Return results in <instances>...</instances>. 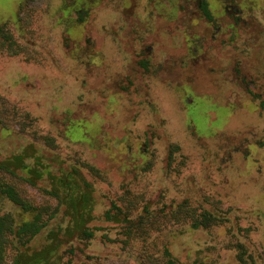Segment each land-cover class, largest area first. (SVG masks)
Segmentation results:
<instances>
[{
	"label": "rangeland",
	"instance_id": "1",
	"mask_svg": "<svg viewBox=\"0 0 264 264\" xmlns=\"http://www.w3.org/2000/svg\"><path fill=\"white\" fill-rule=\"evenodd\" d=\"M16 155L42 174L0 180L33 209L0 191V216L46 226L8 233L2 264L51 232L49 264H264V0H0V162ZM63 170L93 196L70 233L48 193Z\"/></svg>",
	"mask_w": 264,
	"mask_h": 264
},
{
	"label": "trees",
	"instance_id": "2",
	"mask_svg": "<svg viewBox=\"0 0 264 264\" xmlns=\"http://www.w3.org/2000/svg\"><path fill=\"white\" fill-rule=\"evenodd\" d=\"M203 5L204 6L202 8L204 15L208 19H211L212 16L210 14V11L206 7V4ZM11 165H14L16 169L25 170L27 175L29 174L28 176L42 174L36 172L35 169H32L29 165H27L22 155H16L12 159H5L0 162V167L3 169H8L9 167H11ZM9 171L15 173V170L9 169ZM29 181H31V177L29 178ZM84 182L86 185H82V183ZM90 188V184L85 180L81 181L76 176V174L73 173V170H63L59 175H52V186L51 189L48 190V193L58 201L55 209L53 210V215L55 216L59 212L60 207L64 206L65 213L71 216L72 221V224L67 226L66 231L69 233L73 232V229H77L80 223H84L87 219H90L87 218L85 220L77 215V208L79 206L80 208L82 206V214L79 213V215H83V213L84 215H87V217L91 215L90 212L92 209L91 207L93 196L92 189ZM0 191L3 193L5 192L7 197H9L10 200L15 204L19 205L24 211L33 209L26 200L21 198L14 191V188L8 186L2 180H0ZM74 208L76 209L74 210ZM44 211L46 210H43V212ZM43 212L41 210L34 216L32 220L25 221L18 227L13 226L10 216H0V264H2L1 261L4 259L6 245H8L11 239L7 237V234L9 233L13 235L16 239L25 238L24 242L30 240L35 235L39 234L40 231L46 226L45 221L40 216ZM73 220L76 224L75 227L73 224ZM49 237H53L56 241L52 243H46L39 250H17V252H15L14 254L11 264H49V262L51 261V257L54 255L55 249L58 246V244H56V235L53 232L50 233Z\"/></svg>",
	"mask_w": 264,
	"mask_h": 264
}]
</instances>
